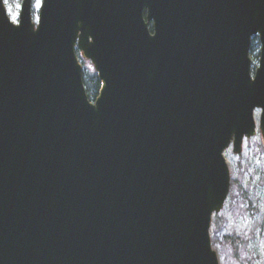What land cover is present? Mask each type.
<instances>
[{"label":"water","instance_id":"water-1","mask_svg":"<svg viewBox=\"0 0 264 264\" xmlns=\"http://www.w3.org/2000/svg\"><path fill=\"white\" fill-rule=\"evenodd\" d=\"M33 1L0 0V264H220L223 153L257 108L264 137V0Z\"/></svg>","mask_w":264,"mask_h":264},{"label":"rangeland","instance_id":"rangeland-1","mask_svg":"<svg viewBox=\"0 0 264 264\" xmlns=\"http://www.w3.org/2000/svg\"><path fill=\"white\" fill-rule=\"evenodd\" d=\"M23 0H5L10 18L18 22ZM42 0L33 1V18L38 21ZM258 58L253 61L254 70ZM90 65V64H89ZM92 66V64H91ZM261 108L255 117L259 120ZM245 151L235 154L233 149L227 153L231 186L223 209L217 213L223 219V229L217 234L219 240L213 247L217 251L220 264H238L251 261L264 264V138L263 135L247 139ZM213 236V230H211ZM226 236L242 239L240 250L235 253L226 246Z\"/></svg>","mask_w":264,"mask_h":264},{"label":"trees","instance_id":"trees-1","mask_svg":"<svg viewBox=\"0 0 264 264\" xmlns=\"http://www.w3.org/2000/svg\"><path fill=\"white\" fill-rule=\"evenodd\" d=\"M261 43H259V37L254 36L252 39V46H251V51L250 54L252 55L253 59L255 57L257 58L259 56V46ZM84 85H86L87 88V94L90 97V99H95L97 97L98 91L101 87L98 74L95 73L94 70H92V67L89 66L87 62L84 61ZM223 219L218 216L217 214L215 215V218L212 223L213 227V236H212V244L215 246L219 240L217 234L220 233L223 229L222 224ZM226 246L228 249H231L235 253V257L237 256V253L240 250V246L242 244V239L235 238L234 236H226ZM238 264H253L251 261H247L243 259L241 263Z\"/></svg>","mask_w":264,"mask_h":264},{"label":"flooded vegetation","instance_id":"flooded-vegetation-1","mask_svg":"<svg viewBox=\"0 0 264 264\" xmlns=\"http://www.w3.org/2000/svg\"><path fill=\"white\" fill-rule=\"evenodd\" d=\"M150 25V28H152V22L149 24ZM77 52H78V55H79V58H80V61L83 63V65H84V61L85 62H87L88 64H90L89 66H91V62L88 60V59H86L85 57H83V55H82V52L81 51H79L78 49L76 50ZM259 52H260V46H259V50H258ZM259 57H260V54H259V56L257 57L258 59H259ZM254 60V59H253ZM93 70V69H92Z\"/></svg>","mask_w":264,"mask_h":264}]
</instances>
